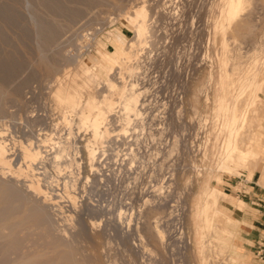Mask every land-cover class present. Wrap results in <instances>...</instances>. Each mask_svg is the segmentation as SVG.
<instances>
[{
    "label": "rangeland",
    "instance_id": "374dc122",
    "mask_svg": "<svg viewBox=\"0 0 264 264\" xmlns=\"http://www.w3.org/2000/svg\"><path fill=\"white\" fill-rule=\"evenodd\" d=\"M51 1L50 10L43 0H0V85L14 94L0 92L1 141L15 155L10 173L28 185L42 179L61 225L71 217L88 264H250L239 223L231 238L229 218L244 183L255 182L258 172L264 181V155L254 151L262 144L264 117V0H145L152 29L130 51L136 33L124 16L143 0ZM231 5L238 8L233 16ZM31 15L49 40L58 36L46 48L50 72L38 64ZM53 18L56 25L74 22L62 30ZM119 44L127 57L122 71L106 58ZM109 79L118 88L105 85ZM136 89L142 114L127 118L120 105ZM91 97L121 108L97 140L80 124ZM88 141L97 148L93 167ZM31 142L45 152L40 170L26 168ZM58 142L72 143L70 156L54 158ZM214 189L232 197H223L224 220L218 208L209 218L206 202L216 197ZM94 205L96 212H89ZM210 221L214 228L203 235Z\"/></svg>",
    "mask_w": 264,
    "mask_h": 264
},
{
    "label": "bare ground",
    "instance_id": "6f19581e",
    "mask_svg": "<svg viewBox=\"0 0 264 264\" xmlns=\"http://www.w3.org/2000/svg\"><path fill=\"white\" fill-rule=\"evenodd\" d=\"M43 1L45 2V4H43L44 7L46 5L48 6V8H50V10L51 7L54 9V5H55L54 2H52L51 0H43ZM120 6L121 5L119 4V7ZM56 8L58 10L59 7L57 6ZM236 9H238L237 5H231L229 7V13L231 16L236 14L235 12ZM31 18L33 19L34 26L36 29L37 47L39 50L38 51L39 59H37L39 61L38 64H41V66L47 64L45 66L46 68L44 69V71L50 72L54 67L52 68L49 65L50 61L48 59L50 57L48 55L49 58H47L48 52L46 53L47 50L46 48L51 47L54 44L53 42L57 40L56 38H58V36L53 35L51 40H49L45 34L44 26L41 25L37 20H35L34 15L33 16L31 15ZM124 18L126 21L132 24V26L135 28V33H136V40L131 41V43L128 44L127 51H130L131 49H134L136 47L138 39L143 35V33L152 29L149 27L150 25L148 22L149 19H148L145 0L142 1L140 6L137 8V12H135V14L126 13ZM69 20H68L69 25L68 24H62V25L57 24V25L60 26V29L62 30L70 28L74 21H69ZM52 22L55 25L56 23H58L57 21H55L54 18L52 19ZM125 52L126 51L122 50L121 44H119L115 48V51L109 54L108 56H106V58L111 62H113L115 65L117 63L118 65L116 67L120 71H122L125 65L124 60H126L127 58V57H122L123 54H125ZM67 61H75V60L69 59ZM97 64H100V66L101 65L104 66V63H97ZM56 68L57 70L61 69L60 66ZM109 81L110 79L107 82H104V84L109 85L110 86L109 88L112 90L118 88L116 83H112L110 85ZM129 87L130 85L128 86V89ZM0 92H4L7 95H11V96L14 95L8 92L7 90H5V88L2 85H0ZM132 92H133L132 94L123 98V105L122 104L120 105L127 114V118L130 115L139 116L142 114L141 113L142 110L140 111V104L142 105V103L140 102L141 93H139V90L137 91V89ZM123 93L125 92L123 91ZM15 95L18 96V94ZM16 96H15L16 101H19V97ZM58 98L61 102H63V98L60 95ZM79 100L82 101V98L79 97ZM3 103L2 101L0 102V111H3L5 108ZM70 103L71 102L67 103L68 107H70ZM118 108L119 106L115 107L112 102L106 103L105 101H100L95 97H91L86 102V107L83 110V112L81 111L82 113H80L81 116L80 124L83 126L90 127L93 130L94 138L97 140L104 136L103 130H105V133L108 132L109 129L108 125L110 124L111 118L115 113L118 114V112L121 110L120 108L117 111ZM66 115H65V120L67 121ZM2 138L3 137L0 134V264H88V261L83 256L84 253L82 254L80 252V247L76 241L77 239L75 237L74 231H72V227H70L72 225L71 217H69L70 224H68L67 226L61 225V222H59L60 220L57 210L54 209L53 207L54 203L51 202L49 199H47L49 192L42 191L41 184L39 182L42 179L40 178L37 179L36 186L34 185V183L28 185L26 182H23L21 178H18L14 176L12 173H10L11 171L10 166L15 161V158H13L15 155L10 152L9 144H7L6 141H1ZM39 141L41 142L44 140L39 138L38 142ZM68 143L69 142L61 144L58 142L57 148L54 147L56 150L53 149V153H54L53 155L55 159L59 160L60 158L61 159L63 157L67 158V156H70L71 154L70 148H72L73 146L71 147L72 143L70 145ZM41 147L42 146L40 145H37L36 147H32V142H31L24 149L26 168L29 171H34L38 169L40 170V165L41 166L44 165L45 163L44 161L46 157L44 154L45 152L43 153ZM84 148L87 153V156L90 159L91 162L90 164L92 165L91 167H93L94 161L96 160V156H97V148L95 145L92 144L91 141H88L87 144L84 146ZM48 153L49 151L46 153L47 156H49ZM68 160L70 159L68 158ZM68 160L66 159V161ZM6 166H8V172H4L2 170V169H7ZM37 175L41 176L42 173H37ZM47 188H51V186L49 185ZM70 198L74 199V196L71 195ZM219 202L220 199L217 196L214 197L212 200H210V203L207 208V210H209V218H211L213 214V210L215 208H218ZM95 208L96 206L95 207L88 206L87 210L93 213L96 212ZM94 222L95 221H93V223ZM79 223L80 222H78V226L80 225ZM206 227L208 229V232L210 233L212 228V222L210 221V223L207 226H204L202 228V230L204 231L203 235L205 233ZM154 235L158 239L163 241L164 232L160 228V226H156ZM211 248H212L211 251L214 252L217 251L216 244L213 245ZM158 264H164V263L160 262Z\"/></svg>",
    "mask_w": 264,
    "mask_h": 264
},
{
    "label": "crops",
    "instance_id": "0c3cea01",
    "mask_svg": "<svg viewBox=\"0 0 264 264\" xmlns=\"http://www.w3.org/2000/svg\"><path fill=\"white\" fill-rule=\"evenodd\" d=\"M252 86L248 88V90L245 92V96H248L250 93H252ZM264 89V84H262V88ZM257 104V100L253 102L251 107L249 108L246 115L243 117V126H244V119L250 114L254 106ZM239 117L238 112L234 114V120L237 121ZM264 117L259 120L258 126L262 129L261 132H259V139L261 146H255L254 151L259 154L260 156L264 155ZM238 142V134L236 136V139L229 143V147H232L233 144ZM227 160V159H226ZM264 160V158H263ZM228 162L232 163L234 161L227 160ZM228 173L232 174L231 171L226 169ZM260 175V172H258L256 176V181H246L244 183L242 190L239 193V196L241 197L240 204L235 208L234 206L230 205L231 207V213L233 216H230L229 219L232 220L231 224L229 225L230 233L232 234L231 238L234 237V231L233 228L239 223L240 227V237H241V247L244 248L245 253L250 257V264H264L261 260L258 259V257L255 255L256 250V244L257 242L264 238V181L261 183L262 180L258 179ZM249 177V174H248ZM264 177V176H263ZM264 179V178H262ZM260 181V182H257ZM218 193H222L220 197V202L218 204V210L217 212L220 213V216L223 217V220L228 217V212L225 208L222 207V202L224 196H227L228 193L221 191L220 189H214L210 196H217ZM228 198H232L230 195L227 196L226 200ZM210 198L206 202V204L210 203ZM217 221H215V224L217 225ZM204 227V226H203ZM212 228H214V223H212ZM199 233V232H198ZM235 247H239L238 243H233ZM234 258L233 260H235Z\"/></svg>",
    "mask_w": 264,
    "mask_h": 264
},
{
    "label": "built area",
    "instance_id": "2783aa9c",
    "mask_svg": "<svg viewBox=\"0 0 264 264\" xmlns=\"http://www.w3.org/2000/svg\"><path fill=\"white\" fill-rule=\"evenodd\" d=\"M255 255L259 260L264 262V238L260 239L256 244Z\"/></svg>",
    "mask_w": 264,
    "mask_h": 264
}]
</instances>
